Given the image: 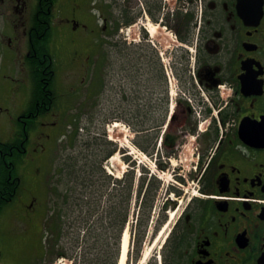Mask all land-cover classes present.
Here are the masks:
<instances>
[{
    "label": "flooded vegetation",
    "instance_id": "flooded-vegetation-1",
    "mask_svg": "<svg viewBox=\"0 0 264 264\" xmlns=\"http://www.w3.org/2000/svg\"><path fill=\"white\" fill-rule=\"evenodd\" d=\"M130 22L140 23L132 39L137 62L147 49L154 67L142 85L137 64L129 71L121 49L109 46L113 38L125 43ZM150 22L174 31L176 47L159 49L147 33ZM113 77L123 113L154 118L159 110L160 119H172V132L195 138L189 177L199 197L168 228L161 264H264V0H0L5 202L13 198L11 178H20L13 169L27 173L29 166L35 178L47 172L73 132L80 91L89 95ZM30 201L32 236L47 197L32 194ZM173 202L177 211L181 201Z\"/></svg>",
    "mask_w": 264,
    "mask_h": 264
},
{
    "label": "rangeland",
    "instance_id": "rangeland-1",
    "mask_svg": "<svg viewBox=\"0 0 264 264\" xmlns=\"http://www.w3.org/2000/svg\"><path fill=\"white\" fill-rule=\"evenodd\" d=\"M110 14V17L115 15L112 10H110ZM137 26H140V23L136 22V24L132 23L130 25L129 39L123 40L125 43L118 42L119 40L116 38L113 43L109 41L111 42L109 46L121 49L119 52H123V66L127 67L129 71L133 69L131 62L137 64L136 67H138V72H140V84L142 85L147 83L146 80L149 78L150 71H152L154 67L147 62L148 59L147 56H145L148 54L147 49L143 52L145 55L140 56L138 62L136 60V54L133 52L134 42L132 39L137 37ZM174 35L175 33L172 30L165 31L157 27L156 33L151 36H154V38H152L153 41L159 49H161L162 46L167 44H170L171 47H175L176 41ZM115 56L116 54H113L114 58ZM156 56H158V54ZM113 70L115 72L117 71L116 64H114ZM135 79L136 82L137 78L135 77ZM170 81L173 90V93H171L173 110L175 101V77L172 74H170ZM117 83V79L113 77L106 86L92 87V92H94L97 103L95 107L89 105L93 102V97L84 98L82 91H80L79 97L74 98L73 104L78 110L85 112V116L80 121L84 136H104L107 140L112 142V147L115 149L113 155L102 161V167L107 174L112 178H120L124 172L133 169L136 184L143 176L146 181H148L150 175L160 180V186L154 196L153 204L148 214H145L146 218L148 216L147 221H144L145 226L141 227L139 235L137 234L138 232H136L135 235L134 225L136 224V217L140 210L142 192L137 198L136 203L133 204V211L127 223L128 229L126 228L128 230V243L126 249L127 258L124 264H161L158 251L163 244L168 228L176 221L180 209H182L186 202L190 198L199 197L196 178L189 177L191 165L193 164L192 160L194 158L192 153L195 150V138L193 135L178 133L179 138L172 155L166 153L170 152L168 147H161L164 156H168L171 161L168 157L164 158L165 161L161 159L160 149L157 148L158 141L164 131L171 132L176 130L172 122H169L167 117L160 119L159 110H156L154 118L132 117L131 115L134 114L132 111L129 112L130 116L125 112L123 113L122 101L119 100L117 94ZM128 83H130V81ZM57 84L61 90L67 89L59 80ZM127 105H129L128 102L123 103L124 107ZM131 110L133 109L131 108ZM90 114H94L95 116H90ZM115 122L119 123L120 126L117 127V130L115 129L110 132L109 130L112 129V125ZM154 139L156 141L153 146ZM139 145L147 147L148 151L143 152ZM101 148L104 149V147ZM103 149L99 151L91 147L89 149L90 159L93 157V151L94 153H100ZM77 152L75 148L73 152H70L69 149H65L63 143L60 145L57 153L51 157L49 168L46 175H44L45 178H42L46 182V185L44 181L35 179V176L39 174L35 170L29 174V166L27 167V173H24L22 170H15V174L20 177L18 193L0 213V264H73L71 260L65 256L53 258L54 252L61 250L73 254L78 263L81 261V252L85 244L82 243V245H79L81 248L77 244L71 247L73 242L70 241V237L78 231L79 223L74 225L70 220H67L65 227V229H67L62 237L63 240L61 244L54 247L52 250L49 249L50 253L45 255L43 253V241L45 243L48 242L49 231L47 230L46 232V229L50 220L48 221L47 219V222L44 223L45 230L43 231L42 218L45 212L43 210L40 213L38 209L35 212V219L33 221L35 232L30 236L28 226H31V223L28 214L32 213V210L27 208V206L32 203V201H30L32 194L37 196L39 200L46 194L49 208L48 214H51L52 211L55 212V207L57 204L59 205L61 199H58L52 192V185L57 183L58 178H69L67 175L63 177L61 174L56 173V167L67 159L69 153L75 155ZM112 156H114V160L111 159ZM70 161L66 160V162L69 163ZM158 162L165 164L166 167L161 169L157 166ZM178 175L184 176V178H180V181L177 179ZM95 178H97V176H95ZM175 191L179 192L180 197L176 196ZM171 198L181 201L177 211H175V209L172 210V217L168 212L162 209L163 202ZM57 200L58 203H56ZM33 207L36 208L37 204L35 203ZM170 212L171 210L169 213ZM79 227L81 228V226ZM42 235H44L43 239ZM109 235L110 233L108 230L103 234V250L110 244ZM138 237L140 238L138 243L139 251H137L136 248V240Z\"/></svg>",
    "mask_w": 264,
    "mask_h": 264
},
{
    "label": "trees",
    "instance_id": "trees-1",
    "mask_svg": "<svg viewBox=\"0 0 264 264\" xmlns=\"http://www.w3.org/2000/svg\"><path fill=\"white\" fill-rule=\"evenodd\" d=\"M84 114L82 110L77 113L74 131L65 142V148L70 149V152H73L74 148L78 152L75 155L69 153L67 159L56 169V173L63 177L67 175L69 178H58L57 183L52 185V192L61 201L59 205H55V212L52 211L47 218L50 220L46 229V232L49 231V239L45 244V252L50 253V250L61 244L67 229L66 222L70 220L72 224L79 223L81 226V228L78 226V231L70 237V241L73 242L71 247L85 244L81 252V261L78 263L73 254L62 250L55 251L53 258L70 257L74 264H116L119 238L131 214L135 192L136 198L142 192L141 212L134 225V233L136 235L138 232L139 235L141 227L145 226L144 221H147L148 216L146 218L145 214H148L153 204L160 181L153 176L148 181L143 177L135 190L133 170L125 172L122 178H111L103 169L102 161L114 152L112 143L101 136L86 137L79 131ZM177 137L174 134H166L164 143L173 145ZM91 147L99 151L103 149L101 147L104 149L100 153L93 151V157L90 159ZM143 149L147 150L145 147ZM66 160L71 161L69 163ZM8 171L9 168L0 161V209L6 203L2 196ZM16 187V181H13L12 197L17 190ZM106 230L110 233V244L103 250V234ZM139 241L138 237L137 251Z\"/></svg>",
    "mask_w": 264,
    "mask_h": 264
},
{
    "label": "bare ground",
    "instance_id": "bare-ground-1",
    "mask_svg": "<svg viewBox=\"0 0 264 264\" xmlns=\"http://www.w3.org/2000/svg\"><path fill=\"white\" fill-rule=\"evenodd\" d=\"M147 29L150 32V34L152 35V34L156 33L157 26L153 25V24H149ZM119 126H120V124L115 122L112 125V129L109 131L111 132V131H114L115 129L117 130L118 129L117 127H119ZM111 159L114 160V156H112ZM170 215L172 216V210L170 212ZM127 243H128V230L125 229L123 232L122 240H121V250H120L118 264H124L125 263Z\"/></svg>",
    "mask_w": 264,
    "mask_h": 264
},
{
    "label": "water",
    "instance_id": "water-1",
    "mask_svg": "<svg viewBox=\"0 0 264 264\" xmlns=\"http://www.w3.org/2000/svg\"><path fill=\"white\" fill-rule=\"evenodd\" d=\"M169 204H170L169 201H165L164 204H163V209L166 210L168 208Z\"/></svg>",
    "mask_w": 264,
    "mask_h": 264
}]
</instances>
